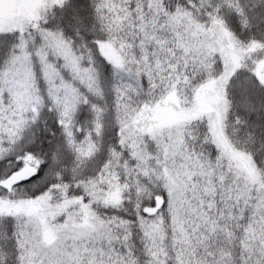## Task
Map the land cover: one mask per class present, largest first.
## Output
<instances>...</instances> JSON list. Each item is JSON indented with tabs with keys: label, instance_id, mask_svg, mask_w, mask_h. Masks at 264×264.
<instances>
[{
	"label": "snow or ice",
	"instance_id": "6c2138e0",
	"mask_svg": "<svg viewBox=\"0 0 264 264\" xmlns=\"http://www.w3.org/2000/svg\"><path fill=\"white\" fill-rule=\"evenodd\" d=\"M0 264H264V0H0Z\"/></svg>",
	"mask_w": 264,
	"mask_h": 264
}]
</instances>
